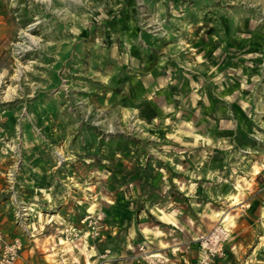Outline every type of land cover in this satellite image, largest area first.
I'll use <instances>...</instances> for the list:
<instances>
[{
  "label": "rangeland",
  "instance_id": "1",
  "mask_svg": "<svg viewBox=\"0 0 264 264\" xmlns=\"http://www.w3.org/2000/svg\"><path fill=\"white\" fill-rule=\"evenodd\" d=\"M254 154L264 0H0V205L17 224L37 210L64 243L136 262L152 246L136 225L169 231L161 210L197 207L203 231L185 249L199 264V238L222 223L217 264L237 212L216 196L243 191Z\"/></svg>",
  "mask_w": 264,
  "mask_h": 264
},
{
  "label": "crops",
  "instance_id": "2",
  "mask_svg": "<svg viewBox=\"0 0 264 264\" xmlns=\"http://www.w3.org/2000/svg\"><path fill=\"white\" fill-rule=\"evenodd\" d=\"M263 159L262 154H254L250 157L253 163L249 164V168L245 166L247 169L244 175L239 178L243 182L236 183L243 189L242 192L239 191L237 195L232 190V195L227 198L226 195L221 194L216 196V199L222 197L223 201L232 203V209L237 212L234 215L236 233H234L233 241L229 244V252L227 257L217 264H264L261 257V248L264 243L262 240L258 243L254 235L259 227V217L264 212V210L261 212L262 196L259 194V184L256 182L259 173L264 175ZM218 191L222 192L220 189ZM193 192L194 190H192ZM236 198L238 200L234 202ZM179 208H183V210L181 211ZM185 209L186 207L177 205L168 211L161 210L165 214L166 223L171 225H168L169 231L167 228L164 230L156 226L136 225V243L141 240L139 232H142L143 237L152 244L145 251L147 260L142 258L136 262H132L125 255L129 253L128 250H121L104 259L101 258L97 245L64 243L58 231H54L58 228L56 227V217L36 216L39 215L37 210L29 213L30 216L22 225L14 221L5 204L0 205V228L9 239L20 238L22 240L23 250L16 264H157V259L164 261V264H197L196 248L187 250L184 244L188 239L203 231L199 228V223L202 221L200 217H204L206 214L196 207L194 208L196 212L191 213L193 217L190 218V213L185 212ZM207 215L212 220L219 221L224 213L210 212ZM190 219L192 221L194 219L195 223L190 222ZM261 220L264 225L263 218ZM210 224L208 222V226ZM173 233L175 234L173 235ZM136 245L140 246V244Z\"/></svg>",
  "mask_w": 264,
  "mask_h": 264
},
{
  "label": "built area",
  "instance_id": "3",
  "mask_svg": "<svg viewBox=\"0 0 264 264\" xmlns=\"http://www.w3.org/2000/svg\"><path fill=\"white\" fill-rule=\"evenodd\" d=\"M264 189V187H263ZM264 210V209H263ZM264 220V212L262 213ZM67 240L77 238L75 229L67 230ZM230 238V229L224 224H217L210 233L199 238L200 259L199 264H213L214 260L223 255L224 246ZM264 239V233H263ZM141 251L143 248H140ZM23 250L19 238L7 239L0 228V264H16ZM264 255V245H263Z\"/></svg>",
  "mask_w": 264,
  "mask_h": 264
}]
</instances>
